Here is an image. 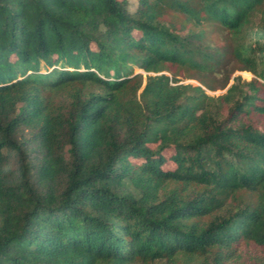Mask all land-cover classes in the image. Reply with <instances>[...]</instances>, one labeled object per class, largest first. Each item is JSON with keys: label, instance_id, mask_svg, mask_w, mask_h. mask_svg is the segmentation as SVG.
<instances>
[{"label": "trees", "instance_id": "obj_1", "mask_svg": "<svg viewBox=\"0 0 264 264\" xmlns=\"http://www.w3.org/2000/svg\"><path fill=\"white\" fill-rule=\"evenodd\" d=\"M136 1L0 0V264H264V0Z\"/></svg>", "mask_w": 264, "mask_h": 264}, {"label": "rangeland", "instance_id": "obj_2", "mask_svg": "<svg viewBox=\"0 0 264 264\" xmlns=\"http://www.w3.org/2000/svg\"><path fill=\"white\" fill-rule=\"evenodd\" d=\"M127 2H128V7H127L128 12L129 13H132L135 10V8H136L137 1L136 0H127ZM212 38L214 39V41L212 42L213 45L219 44L217 35H213ZM245 41H246L245 39H240L237 42H238V44H240L242 42L244 43ZM232 44H234V43L232 42ZM250 44L254 45L252 42ZM232 67H233L232 64H229V66H227L225 68L224 74H222V75H218V74L212 75V74H210L208 76L209 77L208 79H210L211 82H212L210 84L213 85V86H216L218 88H216L215 91L205 90V92H206L207 95L216 97V96H219V95L224 94L225 91H226V89L233 82V78L234 77H240V79L242 81H250L252 78H254V75L252 73H250V72H246V71H241L240 72V71H235V70H234V72H232L233 71L232 70ZM173 71H174V69H171V71H169V72L171 73ZM133 73L134 74H136V73H142V75L145 76V73H143L141 70L136 69V68L133 69ZM226 77L229 78L228 79V83H227V85L224 88H222V85L225 82V78ZM177 78L180 79V83H183V84H191L193 86H200L199 83L196 80H194V79L186 80V79H184L182 77L181 74H178ZM163 154L165 156H168V152L167 151H164ZM134 162L139 163L138 160L137 161L135 160ZM164 167L174 168V166L170 162H166L165 165H164Z\"/></svg>", "mask_w": 264, "mask_h": 264}]
</instances>
